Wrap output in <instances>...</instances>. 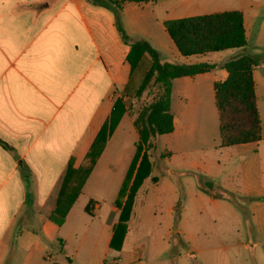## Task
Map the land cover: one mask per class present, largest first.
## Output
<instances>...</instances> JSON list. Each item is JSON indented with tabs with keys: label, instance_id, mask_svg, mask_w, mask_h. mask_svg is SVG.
<instances>
[{
	"label": "crops",
	"instance_id": "1",
	"mask_svg": "<svg viewBox=\"0 0 264 264\" xmlns=\"http://www.w3.org/2000/svg\"><path fill=\"white\" fill-rule=\"evenodd\" d=\"M232 10L242 13L248 41V35L253 36L252 25L264 17V0L127 2L121 20L128 36L144 39L163 61L215 64L208 72L172 82L173 130L168 133L166 164L172 197L165 207L167 237L180 196L174 175L184 174L180 184L186 198L175 232L188 248L208 250L189 243L199 238L208 243L209 235L228 241L219 236L215 221L203 224L202 211L210 207L220 218L226 211L233 219V224L222 225L235 234V243L223 246V255L231 254L236 264H264V156L263 160L259 157V142L221 146L219 135L215 140L202 133L207 123L209 127L217 124L219 131L213 85L227 78L223 64L242 51H217L211 62H207V53L182 56L163 24ZM128 51L112 12L87 0H0V141L7 145L0 144V264H74L83 243L91 240L90 256L99 240L102 254L90 264H137L141 260L137 246L123 249L127 231L120 250L109 246L120 214L115 200L138 140L133 125L136 114L126 104L137 81L124 90L130 78ZM257 66L252 76L263 133L264 103L258 98L264 100V75L255 74ZM117 98L126 111L58 225L49 215L67 166L77 169L84 163ZM151 176H156L152 170L134 205L140 195H146L144 184L152 183ZM161 180L158 177L153 184L159 186ZM206 183L211 191L234 194L238 204L207 192ZM96 220L99 235L92 233Z\"/></svg>",
	"mask_w": 264,
	"mask_h": 264
},
{
	"label": "trees",
	"instance_id": "2",
	"mask_svg": "<svg viewBox=\"0 0 264 264\" xmlns=\"http://www.w3.org/2000/svg\"><path fill=\"white\" fill-rule=\"evenodd\" d=\"M87 1L112 12L114 25L120 39L129 46L126 60L130 67V78L124 90H128L133 85L136 75L140 72L135 97L141 95L151 80L161 88L160 95L145 105L133 121L138 133V140L135 143L134 155L115 200V205L120 208V214L117 224L113 227V234L109 243L110 248L120 250L127 231L126 222L131 215L136 194L152 170L149 157L156 149V139L159 135L168 134L173 130V114L170 107L173 80L208 72L215 68V64L206 62L184 64L172 60L163 61L158 52L152 49L144 39L128 36L121 20L123 5L127 2L146 3L149 0ZM163 24L168 36L182 56L235 48L241 49L240 55L229 58L223 64V68L228 74L227 78L213 85L215 107L219 117V142L221 146L259 142L261 120L256 106L252 76L253 67L257 66L259 61L255 54L244 52L247 40L242 13L236 10L223 11L166 20ZM125 111L122 99L117 98L108 121L100 127L92 141L85 155L84 163L77 169H72L71 165L67 166L56 206L49 215L51 221L58 225L63 222L68 209L80 193L85 179L99 157L107 137L112 133ZM0 144L7 146L1 141ZM150 179L152 183L158 181L157 176H151ZM205 185L207 192H212L217 197L226 198L232 203L238 204L234 194L224 190L211 191V185L209 183ZM123 197L125 200L122 203ZM88 207L85 208L87 212H89ZM180 212L181 207L177 203L174 207V230L178 227ZM176 243L186 247V243L175 232L172 247L176 246Z\"/></svg>",
	"mask_w": 264,
	"mask_h": 264
},
{
	"label": "rangeland",
	"instance_id": "3",
	"mask_svg": "<svg viewBox=\"0 0 264 264\" xmlns=\"http://www.w3.org/2000/svg\"><path fill=\"white\" fill-rule=\"evenodd\" d=\"M251 30L253 36L248 35L247 45L244 48V52L256 54L260 67L255 68L256 75H264V17L258 19L255 22ZM250 30V31H251ZM249 34V33H248ZM254 44V46H252ZM236 51V50H235ZM241 54V53H240ZM207 62L214 60L218 54L216 52L207 53ZM262 69V71H261ZM140 74L136 75V85L133 87V93L130 99L126 100V104L130 106L133 113H137L152 99L157 98L161 93V88L158 84L151 81L146 85L143 92L139 97H135V91L137 89ZM259 85V83H258ZM259 102L264 103L263 99L258 98ZM263 123H264V111L261 112ZM217 121V118H216ZM203 135L217 140L219 135L217 124L215 127H209L207 123L206 127L202 129ZM259 147V157L263 160L264 156V131L261 133V138L258 143ZM168 151H169V141L168 134L159 135L156 139V149L151 153L150 161L152 163V174L158 177H162L159 186L153 183L145 182L146 195H140L135 202L132 216L128 220L127 234L123 242L124 250H131L133 247H138L142 251L141 260L137 264H236V259L231 255H223V246L232 245L235 242V234H231L228 228H223V224L230 223L233 224V219L230 214L224 211L222 218L217 216L210 207H206L202 211L203 224L211 225L215 221L217 226L216 230L222 239H227L228 241H222L218 237H210L208 243L203 242L202 238L197 239L194 243H189L191 245H196L198 247H207L208 250L195 252L190 250L186 244L183 247L181 244L176 243V246L172 247L173 235L175 230L173 228L172 221V233L170 237H167V227L165 224V207L168 204V198H171V192L166 184V179L168 180V170L166 164L168 163ZM184 174L174 175V180L176 185L180 190V196L178 203L182 206L185 201V194L183 187L180 184L181 178ZM198 186V185H197ZM190 187L196 188V186L190 183ZM232 205V204H231ZM233 207V206H232ZM191 212L188 210V214ZM187 223L190 224L191 221L188 218ZM96 224V225H95ZM93 226L95 227L96 235H99V224L100 222L96 220ZM214 235V234H213ZM92 236V235H91ZM183 240V239H182ZM184 241V240H183ZM93 241H86L83 243L82 249L79 255L74 259V264H90L89 262H95L94 256H101L102 254V244L98 241V247L95 249L94 255H91ZM53 247V246H52ZM90 252V253H88ZM15 260L14 262H16ZM19 264V261L16 262Z\"/></svg>",
	"mask_w": 264,
	"mask_h": 264
}]
</instances>
